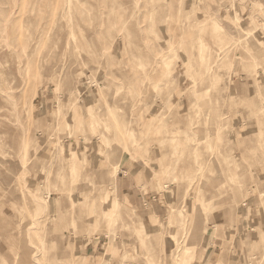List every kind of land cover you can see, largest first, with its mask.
Listing matches in <instances>:
<instances>
[{
  "label": "rangeland",
  "instance_id": "1",
  "mask_svg": "<svg viewBox=\"0 0 264 264\" xmlns=\"http://www.w3.org/2000/svg\"><path fill=\"white\" fill-rule=\"evenodd\" d=\"M262 256L264 0H0V264Z\"/></svg>",
  "mask_w": 264,
  "mask_h": 264
},
{
  "label": "crops",
  "instance_id": "2",
  "mask_svg": "<svg viewBox=\"0 0 264 264\" xmlns=\"http://www.w3.org/2000/svg\"><path fill=\"white\" fill-rule=\"evenodd\" d=\"M117 171V170H116ZM116 171H115V174H116ZM115 174H114V176H113V180H114V178H115ZM113 180H112V182H113ZM100 196H101V194H100ZM112 200H113V202H114V207H113V210L118 206V204H119V201L116 199V197H112ZM144 205H145V203H144ZM179 216H181L182 215V213H177ZM52 243H53V246H57L58 245V242H57V240H53L52 241ZM186 253H188V248L185 246L184 248H183V254H186ZM129 255L127 254V253H124L123 254V256H122V260L124 261V260H127V257H128ZM261 260L263 261L264 260V256H262V258L257 262V264H259L260 262H261ZM184 261H186V259H184Z\"/></svg>",
  "mask_w": 264,
  "mask_h": 264
}]
</instances>
